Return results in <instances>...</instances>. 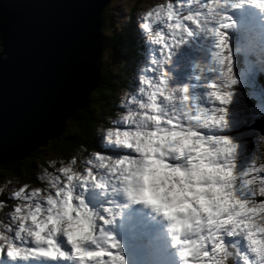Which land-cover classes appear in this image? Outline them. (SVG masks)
Returning a JSON list of instances; mask_svg holds the SVG:
<instances>
[{
  "label": "snow or ice",
  "instance_id": "6c2138e0",
  "mask_svg": "<svg viewBox=\"0 0 264 264\" xmlns=\"http://www.w3.org/2000/svg\"><path fill=\"white\" fill-rule=\"evenodd\" d=\"M258 2L264 4V0ZM230 3L186 0L187 7L168 3L150 11L152 15L146 16L144 23L150 26L153 42L165 58L194 30L205 34L210 43L214 41L209 71L216 75L209 85L211 99L202 100L201 107L189 101L187 87H170L162 69L167 60H162L159 77L141 80V98L127 100L131 107L124 109L121 125L110 129L107 137L116 146L109 149H127L135 155L116 159L97 155L94 161H85L83 172L61 167L59 174L47 179L46 195L40 189L27 191L24 187L14 192L13 197L23 203L9 218L15 227L0 230V255L4 257L0 264L18 260L32 264H124L119 244L105 229L119 213L106 208L104 215L90 208L75 194L78 187L87 184L124 192L163 212L172 221L185 264L189 256L194 264H226L232 252L222 234L241 233L259 264H264V203L257 204L255 189L250 187L253 179L247 178L253 171L264 173V166L250 165L247 171L235 174L230 157L237 146L213 134L214 129L227 126L226 106L232 104L233 86L238 83L223 31L230 26L224 13ZM259 185V194L264 196V178ZM58 237L66 238L70 248L65 250L64 240L58 242ZM93 248L96 250H90Z\"/></svg>",
  "mask_w": 264,
  "mask_h": 264
},
{
  "label": "water",
  "instance_id": "95a60500",
  "mask_svg": "<svg viewBox=\"0 0 264 264\" xmlns=\"http://www.w3.org/2000/svg\"><path fill=\"white\" fill-rule=\"evenodd\" d=\"M110 0H0V163L57 134L97 79Z\"/></svg>",
  "mask_w": 264,
  "mask_h": 264
},
{
  "label": "trees",
  "instance_id": "16d2710c",
  "mask_svg": "<svg viewBox=\"0 0 264 264\" xmlns=\"http://www.w3.org/2000/svg\"><path fill=\"white\" fill-rule=\"evenodd\" d=\"M106 8L107 5L100 13L104 22H108L104 23L100 29L103 33L102 43L104 47H110L109 53L112 51V47H121V52L117 54L119 62H116L114 67L108 68L109 60L101 62L103 58H100L96 86L88 94L87 102L83 106L73 109L69 115L71 123L65 125L59 134L48 139L41 150L37 149L39 146H36L27 156L10 158L0 163V182L4 175H8L21 184L23 182L31 184L32 187L47 189L49 188L47 179L54 174H59L58 170L61 166L72 167L73 171L76 172L77 166L85 165L87 158H91L102 151L99 140L100 134L105 129L110 130L111 126L102 124L101 128L98 129L100 126L97 125L99 121L108 120L109 117L102 115V113L112 110L114 105L116 114L123 112V110L117 109L120 104L118 93L126 92L129 89L128 83L131 81L132 64L136 62L140 54L139 47H141L138 34L136 36L132 34L133 24L130 21L125 25L112 23ZM108 93L115 98V103L112 102L114 100L108 98ZM251 127L264 135V114L254 119ZM247 141L250 145L249 138ZM56 159L59 160V163H56ZM32 160L43 168V174L36 177L32 174ZM44 161H47L48 164ZM71 161L76 163L71 164ZM8 193L10 194V192H3L0 188V218L8 216L13 202L12 196H8Z\"/></svg>",
  "mask_w": 264,
  "mask_h": 264
},
{
  "label": "rangeland",
  "instance_id": "374dc122",
  "mask_svg": "<svg viewBox=\"0 0 264 264\" xmlns=\"http://www.w3.org/2000/svg\"><path fill=\"white\" fill-rule=\"evenodd\" d=\"M168 1L169 0H110L107 3L106 12L108 13L109 18L111 19L112 23L116 22L117 24L125 25L128 21H130L134 26V28L132 29V34L134 36H136L137 33L144 35L143 34L144 28L147 27V24L144 23V18L146 16H151L152 13L150 11H154L157 7L166 6ZM101 20H102V23H101L100 29L103 27L104 23H108L106 21L104 22V19L102 17H101ZM112 28H114V27H112ZM143 39H144V37H143ZM100 45H101V48L99 50L98 60H96L97 61L96 65H98V70H99L100 58H103V59H101V62L109 60L107 63L108 68L114 67L116 62H119L117 54H119L121 52V47H119V46L116 48L112 47V51L109 53L110 47H104L102 41H100ZM140 60L141 59L139 57H137L138 63H140ZM133 66H134V68L136 67V62H134V64H132V67ZM98 70H97V77H98ZM139 74H135V78H136V75H139ZM241 77L243 79V80L241 79L242 83L246 84V86H247L246 89L249 93L252 94L253 100L255 102V106L244 107L245 116H249V118H254V119L259 118L258 114L261 111L264 114V99L260 98L261 93L258 91V88L254 87L253 77L251 76V73L249 72V70L243 69L241 72ZM95 86H96V83L92 88H90L87 91L85 103L87 102L88 94L90 93V91ZM128 86L130 87L131 83H128ZM238 91H239V93H238L239 95H243V92L240 89ZM107 96L109 99L114 100L112 102H114V103L116 102L115 98L110 96V93H108ZM119 98H120L119 99L120 104L118 105L117 109L123 110L124 106H126L125 102H127V100H128V95L119 93ZM121 105H123V107H120ZM114 107H115V105H114ZM114 107L111 108L112 110H108V112L102 113V115H107L109 118L106 121H99L97 126H100V127L98 129L101 128L102 124H106V126H109L112 124V120L114 119L115 114H116ZM72 112H73V110H71L67 114V116L63 120L62 129L57 134H59L63 130V127L65 125L71 123L70 119H69V115ZM108 131L109 130H107V132ZM57 134H55L51 137L44 138L43 143L42 144H36L35 147L39 146L37 149L41 150V147L44 146L45 142L48 139L53 138ZM242 141H243L244 145L246 146V140L242 139ZM249 143L252 147L251 150H249V148H248V152L250 153V165H252L253 168H260V167L264 166V135L260 134L254 128H251L250 129ZM33 149H31L29 152H27L25 155H23L21 157L27 156L30 152H32ZM237 151L239 152L240 155L243 154L242 147H238ZM42 154H44V152H42ZM44 162L46 164H48L47 161H44ZM56 163H59L58 159H56ZM61 167H64V166H61ZM67 167H69V166H67ZM32 170H33L32 174L35 177L40 175V174H43V172H42L43 168L38 166L34 160H32ZM48 172H49V170L46 173L48 174ZM261 178H264V173H257L255 171L250 173V175L248 176V179H253V184L250 185V187H253L255 189L256 194H255L254 199L257 202V204L264 203V196H261L259 194V187H260L259 180ZM22 187L26 188L27 190L32 189L31 184H25L23 182L21 184L20 182H17L13 178L9 177L8 175H4V177H2V180L0 182L1 190L5 193L10 192V194L8 193V196H12V198H14L13 193L18 191ZM259 198H260V200H259ZM6 200H8V198H6ZM16 202H17V204L12 206L13 209H15L18 205H21L23 203V200L22 199H16ZM5 218H3V219H5ZM257 222H261V221L257 220Z\"/></svg>",
  "mask_w": 264,
  "mask_h": 264
},
{
  "label": "bare ground",
  "instance_id": "6f19581e",
  "mask_svg": "<svg viewBox=\"0 0 264 264\" xmlns=\"http://www.w3.org/2000/svg\"><path fill=\"white\" fill-rule=\"evenodd\" d=\"M101 12H102V11H101ZM100 33H101V41H102V39H103V38H102L103 33H102V32H100ZM0 34H1V30H0ZM0 41H1V39H0ZM0 49H1V44H0ZM0 56H1V57H5V53H4V52H1V53H0ZM255 164H256V163H255ZM121 199H123L122 196H121Z\"/></svg>",
  "mask_w": 264,
  "mask_h": 264
},
{
  "label": "clouds",
  "instance_id": "9594fccd",
  "mask_svg": "<svg viewBox=\"0 0 264 264\" xmlns=\"http://www.w3.org/2000/svg\"><path fill=\"white\" fill-rule=\"evenodd\" d=\"M11 206H12V204H11Z\"/></svg>",
  "mask_w": 264,
  "mask_h": 264
}]
</instances>
